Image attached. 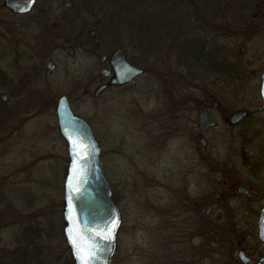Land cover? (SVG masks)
I'll list each match as a JSON object with an SVG mask.
<instances>
[{
    "label": "rangeland",
    "instance_id": "rangeland-1",
    "mask_svg": "<svg viewBox=\"0 0 264 264\" xmlns=\"http://www.w3.org/2000/svg\"><path fill=\"white\" fill-rule=\"evenodd\" d=\"M241 1L237 0L238 3ZM243 1L244 6L238 5L234 10L232 0H189V3L183 0H133L129 3L132 7L154 9L149 20L170 25L168 31L174 30L175 23L182 20L180 12L197 13L193 31H199L196 27L204 25L210 33H218L216 42L223 40L224 76L207 75L196 67L191 70L193 79L189 74V87L193 88L189 91L200 100H195V105L210 107L211 100L206 99L208 94L221 101L215 111L218 127L205 136L207 145L204 148L198 144L196 130L193 138L189 137V149L178 139L149 143L139 132L141 111L146 113L158 103L162 104L163 111L171 106L168 99L173 84L156 74L158 68L162 72L175 69L176 54L167 52L168 46L167 49L160 48L161 53L157 52L165 30L156 33L152 52L144 49V42L140 43L137 48L143 57L140 62L147 67L148 73L128 86L109 89L94 97L92 91L97 80H74L77 78L73 77V72L94 68L100 78L98 55L84 59L77 54L73 59L60 57L57 71L47 80L43 79L49 83L47 94L34 97L35 101L27 96L24 99L15 95L10 97L9 105H20L0 113V264H17L16 260L33 264L29 263L32 259L36 260L35 264H68L61 233L67 149L58 133L53 111L44 105L45 100L53 103L61 94H69L74 111L93 125L100 147V166L120 212L110 264H187L188 260L189 264L228 262H223L225 247L215 244L216 239L209 233L252 232L250 222H244V217H250L257 206L251 203L252 195L241 196L236 188L239 184L253 185L254 191L264 187V113L258 97L259 75L264 69V0ZM42 2L44 7L65 11L76 9L90 26L98 20L103 46L110 40L106 28L114 26L113 29L123 34L122 30L128 31L132 27L125 23L126 18H122L124 23L117 22L119 11L103 8L104 0H40V4ZM209 2L212 10L226 19L214 17L210 19L212 22L205 19L202 6ZM188 4L189 8H186ZM175 5L179 8L174 9ZM243 10L252 11L253 16L243 19L244 24L240 23L238 27L232 21L241 18L234 14L241 15ZM30 20V16L11 13L0 0V77L3 81L17 73L14 51L18 36L24 35L21 25L30 24ZM193 37L196 35L191 40ZM132 41L130 38L117 39L125 45ZM191 43L188 41L186 47L193 55L203 53ZM130 51L131 55L135 53L132 59L138 62L135 58L140 55L138 51L132 48ZM27 65L23 64L24 67ZM182 70L178 67L174 71ZM53 82H59V85ZM74 82L77 89L69 87ZM240 108L250 110L249 116L239 125H230L227 117ZM198 111H192L194 127ZM188 154L189 240L179 238L175 243L173 230L186 216L184 210L177 218L173 206L177 200L173 202V198L179 190V195H187L179 189V181H187L183 174L187 161L181 163L180 160L186 159ZM214 168L226 172V183L221 192L207 185V173ZM157 178L166 183V188L155 183ZM252 240L251 236L245 239L248 245ZM25 246L31 250V256L22 250L19 252V248ZM236 251L232 252L235 258Z\"/></svg>",
    "mask_w": 264,
    "mask_h": 264
},
{
    "label": "flooded vegetation",
    "instance_id": "flooded-vegetation-1",
    "mask_svg": "<svg viewBox=\"0 0 264 264\" xmlns=\"http://www.w3.org/2000/svg\"><path fill=\"white\" fill-rule=\"evenodd\" d=\"M39 5L40 7H38ZM13 14L16 16H30L31 23L21 25L24 35H19V39H17V46L14 51L15 59H17L18 63L17 73L11 78L5 79L4 81L3 78L0 77L1 94L6 96L5 102L0 101L1 111L2 109L4 111L5 109L7 110L12 107H19L18 105L20 104H8L9 99L12 95L20 96L23 99L26 98V96L31 97V100L35 101L34 97H40L42 94H47L48 90H50L49 83L48 81H44L43 79L47 80V77H51L57 71L58 60L60 57L63 58V56L66 58L73 59L77 54H80L81 56H83L84 59H90L95 58L98 55L99 59L101 55H105L106 58L103 63H99L98 61L100 65V78L97 77V74L95 73L96 69L94 70V68L89 70L82 69V71L80 72H73V77L77 78L74 80H89L93 78L95 79V81L97 80L94 89L100 84L109 82L114 77V72L110 65V60L115 51L117 50H122L125 52V60L131 66L143 69V73L133 79L131 82L120 86L109 85L101 93L109 89H121L125 86L134 83L136 80L148 73L146 72L147 67L142 62H140L141 60H143L142 55L135 57L138 61L136 62V60L132 59L131 57H134L135 53L131 55L129 46L117 42V37L120 35L117 34L118 31L116 29H113L114 26H111V29H106L105 32L109 31V34L107 33V35L109 36L110 40L107 45L103 46L100 38L101 31L98 29V20H94L93 25L90 26L87 22H85V19L81 17V15L77 12L76 9H67V11H65V9L59 10L55 8L44 7V2L40 4V0H35L32 8L26 14ZM26 27L27 30H25ZM118 27L121 26L118 25ZM190 28L191 31H189V42L191 43V37L193 35V26L191 25ZM202 28L203 29H199V31L204 30L211 40V60L206 57L207 59L203 61L196 60L197 62L202 63L201 65H199L198 63V65H194L195 58L192 54V51H189V57H187L188 62L184 66L180 65L178 59L176 58L177 56H174V70H177L178 67H182V71L173 70L170 72H162L160 68H158V71H156L158 78L168 79V81L173 84L170 88L171 95L168 99L169 103H171V106L168 107L166 110L164 109L165 111H163L162 104L159 105L158 103L146 113H142L141 111L139 132L142 137L149 143L157 144L160 140L164 139H178L180 140L183 147H187L189 149V137L192 136L193 138L194 130H196L195 133L196 139L198 137V144L200 147L204 148V146L207 145V139L205 138V136L210 130L216 129L218 127L217 115L215 114V111L218 110L221 101L214 99L213 95L211 96L210 94H208V98L206 99L208 101L211 100L210 107L206 106V104L203 106L201 104L195 105V100H200L198 99V97L195 96V94H192L193 92L189 91H192L193 89L192 87H189V74H191L190 78L193 79V72H191V70H194V67H196L197 70L205 71L207 75L216 74V77L219 78L221 76L223 77L225 74V50L223 45L221 44L223 40L216 42L218 38V33L214 35L213 33H210L208 30L204 29V27ZM217 32H219V30ZM121 38H124V34H121ZM157 51L161 53V50L159 48L157 49ZM24 63L28 65L24 67ZM263 70L261 71V73L263 72ZM53 84L59 85V82H53ZM69 87L77 89V83L74 82L72 85L70 84ZM61 96L66 97L69 108L71 109L73 114L82 117L85 122L89 125L91 134L98 144L96 133L92 128L93 125H91L85 117L79 115L74 111L68 99L69 94L59 95L55 101H52L53 103H49L47 102V100H45V107H47L48 110L53 111L56 118V103L57 99ZM258 97L260 101V108L262 110V102L259 96V90ZM242 109L248 112L246 116L247 118L250 114V110L245 108H240L237 110ZM197 110L199 111L197 112L194 127L192 121V111L195 112ZM202 111L205 112V115L207 117H209L213 122H215V126L206 128L205 130H201L199 128L197 119L199 113ZM242 121H240L236 125H239ZM180 161L181 163L187 161L185 165V170L183 172V174L186 175L187 181H179V189H181L182 191H186L187 195H179L181 191L178 189V195L176 194L173 198V202L177 200V203H172L174 204L173 206H175L174 209L177 218H180L182 216L184 210L186 218L183 222H181L180 225H178L179 227L176 226L173 230V237L177 240L175 241V243L178 242L179 238L184 239L186 237L189 240V154L187 155L186 159H181ZM220 164L223 165V163ZM207 174H209V177L207 179V185L212 190L216 192H221L224 189L226 183V172L222 168H214L213 170H209ZM146 181L147 180L144 177V184L146 183ZM155 183L159 187L166 188V183H163L160 178H157ZM239 186H243L246 189V194H240L237 191V188ZM109 188L111 190L113 198V191L111 189L110 184ZM237 188L236 191L241 196L249 197L250 195H252L251 203L256 204L257 206L250 217H244V222H250L249 230L252 229L254 232L239 231V233L238 231H214L209 233V235L212 238L216 239L215 244H221L223 245V247H225L226 257L223 258L224 263L228 261L226 264H257L259 260L264 259V243L259 240L257 228L259 214L261 209L264 207V187L262 188V190L260 189L258 191H254L253 185L239 184ZM183 199L186 200L183 201ZM248 236H251V238H253L252 243H250V245H248L245 241ZM223 241L224 243L222 244ZM254 241L255 243H253ZM257 244L259 247H257ZM235 249L237 250L236 258L232 255V252ZM240 250L242 251L241 259L238 258V252ZM186 254L189 257V253ZM66 257L67 263H69V261H72L73 263V260L69 254L67 247ZM187 264H189V260Z\"/></svg>",
    "mask_w": 264,
    "mask_h": 264
},
{
    "label": "water",
    "instance_id": "water-1",
    "mask_svg": "<svg viewBox=\"0 0 264 264\" xmlns=\"http://www.w3.org/2000/svg\"><path fill=\"white\" fill-rule=\"evenodd\" d=\"M35 0H3L5 8L15 14H26ZM264 32V27H263ZM105 55L98 59L105 61ZM110 65L114 77L107 83L100 84L93 90L97 97L109 85H124L143 73L142 68L131 66L125 60V52L117 50L113 54ZM259 96L264 112V70L260 75ZM0 101L5 102L6 96L1 94ZM56 120L60 136L67 146L68 164L63 182V236L73 264H82L77 248L81 243L92 246V264H109L115 247V236L120 223L117 206L112 200L111 190L99 162L100 148L93 138L89 125L85 120L73 114L65 96L57 99ZM246 110L232 112L227 121L236 125L246 118ZM198 126L201 130L215 126L202 111L198 115ZM71 138V139H70ZM237 191L246 194V189L239 186ZM258 237L264 243V207L261 209L257 222ZM74 244L76 246H74ZM242 251L238 252L241 259ZM257 264H264L261 259Z\"/></svg>",
    "mask_w": 264,
    "mask_h": 264
},
{
    "label": "trees",
    "instance_id": "trees-1",
    "mask_svg": "<svg viewBox=\"0 0 264 264\" xmlns=\"http://www.w3.org/2000/svg\"><path fill=\"white\" fill-rule=\"evenodd\" d=\"M102 2V0H100ZM131 1L133 0H104L103 2V8L107 9V10H117V12L119 11V13H117L118 15V19L117 22L119 23H124L122 18H126V22L125 23H129L132 27H130L131 29H129L128 31L122 30L123 34H124V38L127 40L128 38H130L132 41V43L130 45L129 48L133 49V51H138L137 49L138 47H140V43L144 42L146 45L144 46V49H147V51H151L153 50L154 47V42L156 41L155 39V35H157L156 33L159 31H164L163 33L164 36L160 37L161 39V44L158 47L160 48H166V46H168V51L169 53L172 52H176V58L178 59L180 65L184 66L188 61H187V57H189V49H187V44L189 41V31H191L190 26L197 24V20L195 19V15L197 13L194 12H189V14L185 13L184 11L181 13L180 15H183L182 20L177 21L178 23H175L176 25L173 27H176L174 30H167V28H170V25H165L164 23H159L157 21H151L149 20L148 17H152L153 14L155 13L154 9H145L144 6H137V7H132V4H129ZM138 1V0H135ZM140 1V0H139ZM189 3V0H183ZM204 2V0H202ZM233 1V5H231L232 9L238 7L239 6H244L243 2L245 1H241V3H238L237 0H232ZM211 2L207 3L206 5L203 3V9H204V15H205V19H208L209 22H212V20H210L211 18H221V19H226L224 17L223 14H219L215 11L212 10V5ZM237 4V5H236ZM197 5V4H196ZM176 7L174 9H178L179 6L175 5ZM252 7H250V9L253 11L254 7L253 5H251ZM189 8V4L186 5V8ZM198 7V5H197ZM201 7V6H200ZM139 8V9H138ZM207 8V10H206ZM114 9V10H113ZM233 9V10H234ZM169 10V9H168ZM180 10L182 11V7H180ZM167 11V10H166ZM178 11V10H177ZM252 11H244V13H242L241 15L236 12L234 14L235 17L237 18H241V19H235V21H232V23L237 24V26L239 27V25L244 24L243 19L248 20L246 17H252L253 16V12ZM168 14V13H167ZM232 14V13H231ZM142 18V19H141ZM246 22V21H245ZM241 23V24H240ZM120 26V25H119ZM204 27V25L202 26ZM202 27H196L199 29H203ZM107 29V28H106ZM105 29V30H106ZM241 32H245V29H241ZM127 33V34H126ZM117 34H119L117 32ZM130 34V37H129ZM167 34L169 35V37L167 38ZM193 35H196V37H193V40L191 44H195L196 47L198 48V52H203L202 54H194V65H201L202 63L197 62L198 61H203L205 59H207L206 57H208L211 60L212 57V47H211V40L210 37L207 36L206 32L203 31H192ZM120 36L117 37V39L119 40L121 38V34H119ZM192 35V36H193ZM192 38V37H191ZM137 45H134L136 44ZM181 45H183V47H181ZM167 49V48H166ZM158 52V51H157ZM188 53V54H187ZM140 54V53H139ZM141 55V54H140ZM198 63V64H197ZM225 68H226V63H225ZM3 111V109H2ZM0 110V113L2 112ZM62 233V232H61ZM28 246L25 247H21L19 248L21 252V250L23 252H27V254H29L31 256L30 252L31 250L28 249ZM65 249H66V245H65ZM18 252V253H19ZM34 255V254H32ZM25 261V260H24ZM15 263L17 264H23V262H18L17 260L15 261ZM29 263H36L35 259H32V261H29ZM68 264H73L72 261H69Z\"/></svg>",
    "mask_w": 264,
    "mask_h": 264
},
{
    "label": "snow or ice",
    "instance_id": "snow-or-ice-1",
    "mask_svg": "<svg viewBox=\"0 0 264 264\" xmlns=\"http://www.w3.org/2000/svg\"><path fill=\"white\" fill-rule=\"evenodd\" d=\"M74 246L76 245L74 244ZM77 251L80 253V256L82 258V264H92V252L95 251L92 246L81 243L80 246L77 248Z\"/></svg>",
    "mask_w": 264,
    "mask_h": 264
}]
</instances>
